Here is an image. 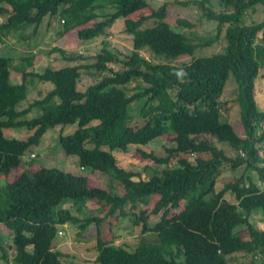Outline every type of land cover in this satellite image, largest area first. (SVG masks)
Masks as SVG:
<instances>
[{"label": "trees", "instance_id": "16d2710c", "mask_svg": "<svg viewBox=\"0 0 264 264\" xmlns=\"http://www.w3.org/2000/svg\"><path fill=\"white\" fill-rule=\"evenodd\" d=\"M219 2L223 9L216 11L212 0H193L207 20L217 23L213 39L196 44L172 28L167 5L150 9L147 0H0V16L5 18L0 23V44L14 34L26 36L23 33L31 28L35 36L46 18L47 28L52 19L63 22L61 34L80 28L81 41L105 35L114 21L123 18L133 46L129 55L107 49L97 54L90 67L102 76L83 91L79 80L88 66L69 64L38 73L27 71L33 57H24L17 67L22 82L14 84L10 59L0 57V176L22 167L16 180L0 181V232L7 228L10 238L7 242L8 236L0 233L1 263L68 264L69 256L55 244L59 226L68 223L80 229L95 224L96 264H237L226 252L235 241L248 246L252 264L256 255L264 256V231L250 221L259 211L264 222V111L255 99L257 78L264 82V19L247 21L259 6L264 7V0ZM146 8L148 15H136ZM100 9L114 11L100 19ZM92 20L95 23L86 26ZM150 20L154 24L146 26ZM219 41L221 52L195 56L198 48ZM143 49L155 57L189 55L190 59L181 67L154 63L141 54ZM230 74L238 85L235 102L243 134L222 121L221 98ZM28 77L50 82L53 88L22 108L29 93ZM135 79L141 83L129 95L127 86ZM136 101L141 102L139 122L133 124L131 105ZM33 110L39 115L28 118ZM68 125L77 127L59 137L65 154L78 157L82 170L112 169L120 193L90 186L82 172L47 166L30 169L35 161L26 163L24 157L49 130ZM5 129H26L30 134L23 139L7 137ZM168 134L174 136L170 155L141 148ZM216 143H227L235 155H227ZM130 146H138L137 155L152 160L161 171L144 180L119 167L113 152ZM225 164L243 171L216 191ZM249 171L258 174V182ZM228 192L233 201L226 198ZM65 199L78 210L96 201L103 214L81 219L69 209H58ZM154 199L149 212L145 207ZM152 215L160 216L154 226L149 225ZM111 218L141 227L142 243L131 250L103 238L101 226ZM147 234L151 236L145 238ZM154 234L157 239L148 241ZM241 234L247 237L243 242Z\"/></svg>", "mask_w": 264, "mask_h": 264}, {"label": "rangeland", "instance_id": "374dc122", "mask_svg": "<svg viewBox=\"0 0 264 264\" xmlns=\"http://www.w3.org/2000/svg\"><path fill=\"white\" fill-rule=\"evenodd\" d=\"M150 9H157L163 5H167V21L171 24L172 28L177 32L185 33L193 43H203L207 40L213 39L216 35L217 23L215 21H209L205 18L204 12L197 5L193 4V0H147ZM213 7L216 11L223 9V5L219 0H212ZM113 9H100L97 13L101 18H105L110 13H113ZM149 9H143L136 13L138 16L148 15ZM4 17L0 16V23L4 21ZM49 18L44 19L43 24L35 34L32 36V28L25 33L26 36L13 35L9 37L4 44H0V57H7L10 59L11 68V82L19 84L22 82V76L20 70L17 68L21 66V59L24 57H33V65L26 67L27 71L43 72L46 68H60L69 64H77L82 66H88L84 68L82 77L79 80V89L85 90L89 85L97 82L102 74L96 72L90 65L94 63L95 56L99 54L103 49H107L113 53L121 55H129L133 50L132 36L125 32V22L123 18L117 19L113 22L111 27L107 30L105 35L98 38L81 41L78 37V29L71 30L70 32L61 34L63 30V22L60 19H52L51 25L47 28L46 24ZM264 19V7L259 6L255 13L247 17V21H261ZM95 20L89 22L86 26H92ZM154 24L153 20L146 23V26ZM223 41V40H222ZM215 42L211 46L198 48L195 51V56H211L214 53L221 52L223 49V42ZM61 48L63 52L57 50ZM141 54L152 60L154 63H171L177 67L184 65L189 59V55L181 56L179 58L169 57H155L149 50L143 49ZM71 57L74 60H71ZM26 65V64H25ZM109 68L114 70L120 69L119 65L107 63ZM29 93L27 100L21 105L22 108L28 106L35 99L42 97L48 90L53 88V84L50 82H40L37 79L28 77ZM140 79H135L131 84L127 86L128 94L131 95L135 92V87L140 84ZM238 92V85L233 75L230 74L226 81L224 94L221 98V116L222 121L228 122L233 125L238 134H243V127L240 123V109L235 98ZM264 82L257 78L255 86V99L257 101L258 109L264 111ZM141 102L136 101L131 105V112L134 116L133 124L139 122L138 111L140 109ZM39 111L33 110L28 115V118L38 116ZM76 125H68L62 129V127H56L49 130L42 138V141L38 147L33 148L32 154L24 157L26 163L30 160H34L35 163L30 169H37L40 166L57 167L64 171H69L77 174H86L89 178L90 186H98L104 188L113 193L121 192V184L116 179L118 176L110 168L108 172H92L91 169H80L79 159L76 156H68L62 149L59 137L61 134L68 135L75 131ZM30 134L26 129H5V135L7 137H15L18 139L26 138ZM172 134H168L164 137L156 138L148 145L141 147L142 149L151 152L154 151L160 155H170L169 150L173 147ZM217 146L223 150L229 156H234L233 150L227 143H216ZM138 146H130L127 150H115L113 152L117 159L119 167L128 171H132L139 174L144 180L149 179L153 174L161 171L162 167L154 164L152 160L143 159L137 155L136 150ZM183 157H190L188 154H181ZM261 156L264 159V152H261ZM243 168H231L228 164H225L221 168L220 176L216 183V191H220L224 185L241 175ZM82 172V173H80ZM22 173V167L14 169L7 176H0V181L3 179L12 182L16 180ZM113 174L111 176L110 174ZM253 180L259 181L258 174L254 171H249ZM112 177V178H111ZM138 178L135 177L134 180ZM260 184V182H259ZM261 187H263L261 185ZM226 198L230 201L234 200V196L231 193H226ZM71 199H65V201L59 205L58 209H69L74 215L81 219L99 215L100 205L96 201H88L82 206L81 210H78V206L73 205ZM155 199L146 209L149 212L153 209ZM103 214V213H102ZM160 216L152 215L149 220V225L154 226L159 220ZM251 224L254 228L264 231L263 215L261 212L253 213L251 216ZM1 229V227H0ZM95 224L89 225L86 229H80L73 224L60 225L55 244L56 248L61 249L69 257L67 263L69 264H96L95 259L97 253L93 251V244L96 237ZM101 235L103 238L109 239L114 244H120L128 249H133L142 243L143 238L141 235V227H134L130 225L128 220L116 221L115 218H111L108 222L101 226ZM2 234L8 236L7 228H2ZM0 232V233H1ZM116 236V237H114ZM145 238L151 236V234L143 235ZM242 242L246 240V235L241 234ZM9 238V236H8ZM153 238L157 239L156 234ZM7 242H10V238ZM248 246L241 243V241L233 242L226 252L231 254L232 260L237 264H252V256L248 255L246 251ZM256 264H264V256L256 255L254 257ZM0 264H3L0 262Z\"/></svg>", "mask_w": 264, "mask_h": 264}, {"label": "crops", "instance_id": "0c3cea01", "mask_svg": "<svg viewBox=\"0 0 264 264\" xmlns=\"http://www.w3.org/2000/svg\"><path fill=\"white\" fill-rule=\"evenodd\" d=\"M81 169V168H80ZM81 173V172H80Z\"/></svg>", "mask_w": 264, "mask_h": 264}]
</instances>
